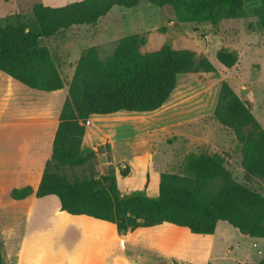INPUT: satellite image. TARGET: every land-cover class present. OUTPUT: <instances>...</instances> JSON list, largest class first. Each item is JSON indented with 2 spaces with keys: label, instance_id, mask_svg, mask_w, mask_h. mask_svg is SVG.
Here are the masks:
<instances>
[{
  "label": "rangeland",
  "instance_id": "rangeland-1",
  "mask_svg": "<svg viewBox=\"0 0 264 264\" xmlns=\"http://www.w3.org/2000/svg\"><path fill=\"white\" fill-rule=\"evenodd\" d=\"M72 1L77 0H0V18L4 21L19 13L31 17L36 2L61 6ZM260 4L261 0H245L238 15L216 24L180 22L169 5L141 2L134 8L114 6L95 26L74 25L41 38L40 43L51 50L59 67L65 83L62 89H31L0 74V124H26L21 125L23 129L0 127V237L5 264H90L89 248L100 255L102 264H123L126 260L128 264H257L263 258L264 237L246 236L227 221H219L213 236L200 238L162 224L147 231L164 232L162 241H153L136 234V230L117 236L115 225L72 216L61 210L55 196L37 199L30 219V207L24 201H14L9 192L11 178L27 163L25 157L38 126L46 139L54 130L83 52L95 46L99 56L106 59L119 40L131 33L147 37L142 52L165 44L189 48L197 58H209L217 70L179 75L175 90L155 111L99 115V121L86 124V128L97 124L99 128L88 133L83 149L94 150L95 157L81 166H63L59 172L74 180L100 176L114 168L120 191L127 194L139 189L141 171L147 166L152 184L148 187L145 180L139 190L154 196L148 192L149 188L155 191L157 184L159 190L156 172L183 173L188 154L218 153L236 181L262 192L263 179L246 176L234 132L214 116L220 87L227 81L264 127V28L255 13ZM222 48L238 53L234 66L219 62L217 53ZM123 169L132 175L123 177ZM172 236L177 242L169 238ZM93 238V244L103 241L102 250L91 245Z\"/></svg>",
  "mask_w": 264,
  "mask_h": 264
},
{
  "label": "trees",
  "instance_id": "trees-1",
  "mask_svg": "<svg viewBox=\"0 0 264 264\" xmlns=\"http://www.w3.org/2000/svg\"><path fill=\"white\" fill-rule=\"evenodd\" d=\"M141 2L173 7L180 22L216 24L238 15L245 0H77L61 6L36 2L31 17L19 13L4 21L0 18V70L32 89H62L65 83L59 67L51 50L40 43L41 38L74 25L95 26L114 6L134 8ZM255 13L264 28V0ZM146 43V36L131 33L119 40L106 59L99 56L95 46L80 56L36 196H55L62 211L115 225L119 234L166 224L200 238L213 236L219 221H227L246 236L264 237V186L259 192L236 181L218 153H190L183 173L162 171L157 196L139 189L122 194L114 168L100 176L74 180L59 172L63 166H81L95 157L94 150H82L86 122L92 115L155 111L167 102L179 75L217 70L209 58H197L189 48L165 44L142 52ZM217 59L232 67L239 56L236 51L222 48ZM214 116L234 132L240 143L246 176L260 177L264 182V127L227 81L220 87ZM121 175L129 177L132 173L123 169ZM33 192L30 185L15 187L10 196L24 199ZM136 234L153 241L164 239V232L159 230ZM169 238L177 242L175 236ZM2 246L0 237V264H5ZM257 264H264V256Z\"/></svg>",
  "mask_w": 264,
  "mask_h": 264
},
{
  "label": "crops",
  "instance_id": "crops-1",
  "mask_svg": "<svg viewBox=\"0 0 264 264\" xmlns=\"http://www.w3.org/2000/svg\"><path fill=\"white\" fill-rule=\"evenodd\" d=\"M0 74L3 75L1 77L5 76L9 80L11 79V80L15 81L16 83H19L21 85H25V84L21 83L20 81H18L17 79L13 78L12 76L8 75L7 73L3 72L2 70H0ZM72 77H73V75H72ZM0 81H1V79H0ZM50 92H52V91H50ZM99 119H100L99 115H97V114L92 115L89 118V120H90L89 125H91L94 121H96V122L99 121ZM8 122H10V121L2 122L0 124V127H4V128H7V129L11 130L12 128L23 129V127L26 126V124H22V123L21 124H12L11 122L10 123H8ZM58 124H59V120H58L57 124L55 125L54 130L51 131V133L49 134L47 139L45 138V134H44L43 128L38 126L37 134H35L33 136V138L31 139L32 148H31V150L29 151V153L25 157L27 159V163L25 164L24 167L19 169L14 174V176L11 178L12 179V181H11L12 184L10 185L11 188H9V192H11V190L13 188H15V187L20 188V187H24V186H27V185L32 186L33 189H34V192L31 195H29L28 197H26L24 199H15L14 200V201H17V202H23L24 201L26 203V205L30 207L29 208L30 219H31V216H32V213H33V207H34V204H35L36 200L38 198H44V197L50 196V195H48V196H44V197H37L36 194H35V191L38 189L39 184H40V182L42 180V176H43V173H44L46 162L51 156L53 141H54L55 132L57 130ZM21 125H24V126L22 127ZM18 127H20V128H18ZM97 128H99L98 124L96 125L95 128H93L91 126H87L86 133L84 135L83 142H82V150L87 146L88 133L92 132L93 130H95ZM141 172H142L141 182L136 187V188H139V189H141V186H143L144 183H145V180H147L146 174H147V176L148 175L150 176L149 168L147 166L145 168H143ZM160 173L161 172H156V174H158V180L160 178ZM152 179H153V176L152 177L150 176L149 182L147 184L148 187L152 184ZM1 187H2V184L0 183V189H2ZM152 191H153V189L149 188V192L148 193L149 194H153L154 196L159 194L158 184H157V189L155 191H153V192ZM149 228L150 227H140V228H137L135 230L139 231V232H144V231L147 232V231H149L148 230ZM116 234H117V236H122V235H120L118 233V231L116 232ZM25 235H26V232L23 235V238H22L23 240L25 238ZM94 239L95 238L90 239V241H92L91 245H96V247L99 248V251L102 250L103 249V245H104L103 241L100 239V240L96 241V244H93V240ZM89 250H90V253H88V255H89L90 258H92V260L90 261V264H102L103 260L101 259L100 255H98L93 248H89ZM92 251L94 253H92ZM94 256L97 257V258H95ZM126 262H127V260H126ZM126 262L124 261L125 264H128V262L127 263Z\"/></svg>",
  "mask_w": 264,
  "mask_h": 264
},
{
  "label": "built area",
  "instance_id": "built-area-1",
  "mask_svg": "<svg viewBox=\"0 0 264 264\" xmlns=\"http://www.w3.org/2000/svg\"><path fill=\"white\" fill-rule=\"evenodd\" d=\"M86 124H89V119L87 120Z\"/></svg>",
  "mask_w": 264,
  "mask_h": 264
}]
</instances>
